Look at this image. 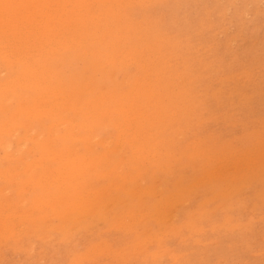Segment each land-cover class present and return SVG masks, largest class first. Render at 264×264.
Segmentation results:
<instances>
[{
	"label": "rangeland",
	"instance_id": "rangeland-1",
	"mask_svg": "<svg viewBox=\"0 0 264 264\" xmlns=\"http://www.w3.org/2000/svg\"><path fill=\"white\" fill-rule=\"evenodd\" d=\"M151 1L154 3L153 4L152 2L147 3V5H145L147 6L146 8L145 6H142L143 7L142 8L141 6L136 5L130 10V14L132 15L131 18L133 17L132 19L134 21H139L140 27L142 26L136 33V38L139 41H141L140 45L150 44L147 47L148 50L145 49L146 51H144L145 54L143 53V58L139 61H136L138 64H136V62L133 61V62H127L125 65H117L114 67H110L108 65L95 67L91 65L90 59L84 60L82 59V57L76 56L67 59L66 61L68 63L65 62L64 65L62 66V71L64 75H74L80 79H84V77L88 78L92 80L93 83L96 84V86L100 90H109L114 88V89H118L120 92H122V90L123 92H129L133 84L137 81H139L137 82L138 86L146 87L149 90H152V93L150 95L143 94V96L145 97L142 96L143 98L141 100V104L145 109V115L147 121L143 123L142 130H138L139 132L143 130L145 132H149L150 136L152 137L154 136L152 140H156L157 142V145L155 146V151H156L155 155L152 158L147 157L148 160L147 158H145L146 168L143 165H141L142 163L145 164L144 160L133 159V161L131 162L132 159L131 156L132 148L130 145L131 143L123 141L122 145L119 144L120 143L119 141L123 139L124 140L132 139L135 136L138 138L140 137V135L145 133L143 131L138 133V135H136L135 129H137L136 128L137 124L136 127L132 126L133 128L135 127L134 128L135 131L133 132V128H131V132L130 129L127 130L126 132L128 133L127 134L125 133L124 134L125 136L118 135L120 134L118 128H116L113 123H109V121L105 122V124L109 123V125L106 124L107 126H105L103 123L100 129L96 130L97 140L102 141L101 139L104 138V141L102 142L108 141V145L110 147L113 146L111 148H116L117 146L118 148L117 152H119V150L121 151L119 153H121L122 154L121 156L125 159L122 160L123 159L122 158L121 159L122 163L119 164V165H123L121 166L122 168H120L123 173L124 172L128 173L129 170V172L132 173V175H134L135 173H137L136 169L139 171L138 172L139 174L138 173L135 174L136 178H139L141 180L140 181L139 179H137L136 183L138 182L137 183L138 186L143 180V182L139 186V190L137 186L136 188L131 187L137 185L135 183L134 185L131 184L129 186L131 187L130 188L131 190L130 193H128L127 195L124 194L123 192H113L112 195L116 194L118 200L122 199V201L118 202L116 200L117 202L114 205H111L112 208L108 206L109 208H111V210L107 208L108 209L107 211L109 212L105 213V215L103 216L104 218L100 217L103 220L99 219V216L98 217L88 216L84 221H81L79 224H77L78 227L74 225L75 226L74 230L72 229L73 228L72 226H70V229L65 228L68 229L67 233H64L63 230L61 231V228L60 230L58 229L59 230L58 232L56 228L54 229V227H57V225L55 226V224H59V220L56 219L58 217L55 215L53 218L51 217L52 219L50 218L51 220L48 219L47 223H44V227L42 225L39 228L40 230L37 231H33L32 227L29 225H27L28 227H25V223L21 220L22 218L21 219L19 218L21 223L16 219L18 222L14 221L15 229H16L15 232L19 231L16 233L17 234L19 233L18 236L19 235L21 236L17 237V240L11 238L10 240L8 239V241H4V240L0 241L1 242L0 255L2 253L4 254V256L2 254V256L0 257V262H1L0 264H71L72 262H74L75 264V261L73 260L79 258L78 256L79 253H75V251L76 252L79 251L81 252V254L83 253L82 255H80L83 258L81 257H80L81 259L79 258L81 260V263L79 262L80 261L79 259H78L79 261L77 260L78 261L77 263L80 264L82 263L83 264H95V263L96 264H119V263L156 264V262L157 264L158 263L159 264H181V263L182 264H264V0H164L165 2L163 0H162L163 2L161 0H151ZM151 32L156 36L152 35ZM156 32L161 34L160 35H158V33L155 34ZM140 34L145 36L144 37L140 36ZM167 35L169 36L168 39H167L168 37ZM161 37L163 38L165 37L164 38L165 40ZM150 40L152 41V43ZM165 41L168 43H165ZM173 42L175 43V45L173 44ZM158 47H161L162 49ZM189 50L192 52H190ZM152 51H154L155 53H153ZM167 51L169 52V54L167 53ZM165 52L166 54H163ZM162 55L165 56L163 57ZM169 55L170 57H168ZM156 60H158L157 63ZM1 72L2 74L0 75V79L2 80L4 78V73L3 71L0 70V73ZM111 78L114 80H112ZM151 95L153 96L151 97ZM179 103L182 105H180ZM156 110H158V112ZM0 115H2L1 112ZM150 116L152 119H149ZM187 117L190 119L188 120L189 123L187 122L188 119ZM174 120L176 121L175 124H174ZM113 122L115 121L113 120ZM103 125L105 126V128ZM149 125L151 129L150 127H148ZM162 126L164 127L162 128ZM165 127H168L166 128L168 130L166 129L164 130ZM181 127L183 131L180 130ZM145 128L147 130H145ZM24 131H25L24 129L22 130L16 129L12 131L13 133L15 132L14 135L12 134L15 138L12 137V135L11 137H7V138L5 137L4 142H6V144H9L8 145L9 149L7 148L6 150L5 148H3L2 145H0V155H1L0 167L2 165L0 169L3 168L2 170H0L1 172L4 171L3 173L5 174L6 172L5 170L9 169V167L11 166H14L13 168H15V164L17 165L19 170L17 168H15V170H13V168L12 169L10 168L12 172L14 171V174L20 173L21 167H23L21 170L25 169L22 171L23 174L21 173L17 177L16 175H14L16 177V178L14 177L16 181L15 180L12 181V179H10L13 178L10 169L9 171L7 170L6 172L7 175L6 174L3 175V173H0L1 175L0 190L4 189V191L5 190L7 191V193H5L6 191L5 192L0 191V198L3 195V192L4 194H8L7 197H2L0 199L1 200L0 205L1 203L4 206L7 205L6 207L0 206V214L9 213L10 212L9 210H12L13 207L15 208V211L17 209V211L19 212L20 210L19 213H21L22 209H28V207L30 208V206L33 204L31 201L35 199L38 193V188L30 189L32 186L34 187V184L32 183L31 184L32 186L27 185L28 181L26 178L27 176L28 178L31 176L28 175V173L36 174V170L33 169L31 170L28 168L26 169L25 162H23L22 159L21 160L16 159L17 158L16 156L18 155L17 139L19 136L25 133ZM176 131H177V135H175ZM194 131H196V133ZM117 132H118L117 134L118 137L120 136L119 138L116 136ZM132 134L134 135L133 137H131ZM149 135L148 133H145L142 136H149ZM175 136L178 138H175ZM117 138L119 140H117ZM167 138H169L170 141L167 140ZM105 139H109L110 144H109V140H105ZM157 139L159 140V142ZM202 141H204L205 144ZM115 142L119 145V147L120 146L121 147L119 148L118 145L115 144ZM172 142L176 144V147L174 144H172ZM199 143H201L200 146L198 145ZM76 145L77 146L75 147L77 149L80 150L82 149L81 146H78V144ZM190 145L192 146V148H190ZM197 145L200 148L203 146V148H201V152H199L200 148ZM92 146L93 148L91 149H95V152L97 151L98 154L102 151V149L103 151L105 150L101 144H96L95 142L93 143V145H91V147ZM94 146L96 148H94ZM197 147L199 150L197 149ZM206 148L208 150H206ZM163 149L164 151H166L165 155L163 153L164 152ZM195 149L198 150L199 153ZM3 150L4 151L6 150V153L7 151H11L13 157L10 158V156L9 157L8 155L6 156V153ZM174 150L176 153L174 152ZM189 151L191 153H189ZM194 151H196V153ZM159 152L161 153V155L158 154ZM186 153L188 154L189 157H191L190 159H188ZM3 154L6 156L7 159L10 160H7ZM205 154L208 156V158L205 156ZM157 155H160L159 157L161 159H159ZM162 155L164 156L162 157ZM166 155L168 156L166 157ZM121 156L120 154L115 153L113 155L112 160H114V162L118 164V162L121 161V160L118 161V159L121 158ZM169 156L172 158H170ZM198 156H200L199 159H197ZM128 157L130 160H128ZM24 158L30 161L32 157L31 155H28L25 156ZM153 158L154 159L156 158V162L158 161L157 162L158 164L156 163V166L155 163L154 165H152L153 161L155 162ZM173 158L175 160H172ZM150 159L152 160L150 161ZM167 159L170 161H168ZM138 162H140L139 164L142 167H144L143 170L145 171V173H143L144 171L141 170L140 168L141 166L138 164ZM170 164L173 165V168L170 166ZM132 165L133 167L136 166L137 168H133ZM154 167L156 169L153 172L152 169L154 170ZM167 170H170L171 172ZM9 172L11 174H9ZM37 172L39 173V170H37ZM8 174L10 175V177ZM154 176H156V178ZM9 179L11 181H8ZM19 179L23 183L22 182L19 183L20 181ZM24 179L26 183L23 181ZM93 179L94 177L92 178V180ZM95 179L94 182H92V180L90 179L91 185L93 184L96 187L98 186L105 187V185L109 183V181L107 180H110V177H105V179L104 177L103 178L100 177L98 179V176H96ZM209 180L211 181L209 182ZM49 185L51 184L49 183ZM226 185H228L229 187ZM25 188L28 189L30 192L28 190L26 191ZM142 188H144V190ZM186 188H188L189 190L188 192H186L187 191ZM16 189L21 194L23 193L22 195H24V190H25V195L20 197V194L19 192H17ZM134 189H136V191H134ZM140 189H142L143 192H141ZM146 189L149 191H147ZM32 190L33 191L35 190L34 191L35 193L37 192L36 195ZM159 191L161 192L160 194ZM132 192L135 193V195H138L139 197L138 196L132 197L133 195ZM138 192L140 193L138 194ZM155 192H158V194H156ZM154 193L155 195H153ZM33 194H34V199H32ZM225 194H227L228 197H226ZM163 195H165V198H163L164 197ZM168 195L171 201L166 200L168 198ZM159 196H162V198L161 197L159 198ZM170 196L172 197L174 196V198ZM8 197L10 198V200ZM22 197L25 198L22 199ZM142 197L143 198L145 197V199L142 200ZM4 198L8 200L6 201ZM19 198L20 200L22 199L21 201H23L24 199H26L27 201L24 200L25 201L24 203L18 200L19 201L18 203L17 199ZM177 198L179 199L181 198L182 200L183 199L185 200L183 201L181 200L182 202L180 203L179 200H176ZM3 200L6 203V205L5 203L3 204ZM11 200L12 202H8ZM141 201L143 202L141 203ZM157 201L158 203L155 205L154 202ZM121 202L126 203L125 206L123 203L121 206ZM21 203L22 204L24 203L23 206H21L22 205ZM11 204L13 205L16 204L17 206L12 205L11 208V206L9 207V205ZM137 204L139 206L141 204L143 205L146 204L145 205L146 207L142 205L141 208V206L138 207ZM155 206L157 210H159L158 211L159 213H161L160 211L164 212V213L162 212L163 214L161 215L163 218L160 220L159 219L157 220L158 218L157 216H159V214L158 212L156 214L157 210H155L156 209ZM1 207L2 208L9 207L11 209L8 208L4 210L1 209ZM145 208L148 212L145 210ZM112 209L118 211H112ZM130 209L132 210L129 211ZM138 209L141 210L144 209L145 211L142 210L141 212ZM121 210L126 212V214L123 212H119ZM34 211L35 214H38L36 213V209ZM153 211H155L154 213L156 215L151 213L150 214L151 216H148V214ZM136 212L139 215L136 216L135 214ZM2 214L0 218H2ZM112 214L114 215L116 214V215L112 216ZM121 214H125L124 216L125 220L127 219L126 221H128L129 219L130 221L124 222L125 220L122 219L123 215ZM140 214L143 215L140 216ZM145 214H147V216ZM195 214L196 215L200 214L199 216L197 215L199 218L202 217L201 220H198L199 222L196 220L198 217ZM126 215L129 216L131 215V216L129 218V216L126 217ZM144 215H145L144 218L146 219L141 221V219H144L143 218ZM151 217H156V218H151ZM194 217L196 220V222L194 221L195 223L194 228L195 227L196 229L198 228V230L201 231L200 233L198 230L195 229L193 232L192 229L193 227L192 228L190 227L192 225L187 226V224H189L188 221L194 220L193 219ZM112 218H116V219L114 220ZM118 219H122L121 222ZM131 219L133 222L131 221ZM147 219L148 221H146ZM230 219H231V223H229ZM112 220L115 222H113ZM162 220L163 222H161ZM184 221L187 222L186 225H184L185 224ZM225 221L226 223H224ZM82 222L83 224H81ZM119 223H121L122 225ZM125 223L127 224V226L123 227V224L124 226L126 225ZM132 223L133 225L129 226V224ZM167 223H170V225ZM45 224H47V226H45ZM166 224L167 227L174 225L172 229L179 228L178 225L179 226L184 225L188 228L181 226L180 230L175 229V232L173 230V232L176 233V235L174 236V234H172L173 232L171 228H166V229L164 228ZM114 225L118 227H114ZM48 226H50L51 228L48 229L47 228ZM121 226L123 227V230H120ZM106 227H109V229ZM129 227H131V230ZM25 228L30 229V231H32L33 233L28 231L29 233H25L26 234L25 235L23 233V231H27V229ZM104 228L106 231L102 230ZM21 229L22 232L20 231ZM147 229H149L151 232ZM167 229L168 230L171 229V230L168 231ZM190 229H192V231H190ZM46 230H48L49 232ZM143 230H145V232H142ZM146 230L148 231L147 233L149 234L146 233ZM176 230H179L181 232L180 233L178 231L180 233L178 234V236H177L178 232ZM128 231L131 232L129 233ZM161 231L165 233V235L168 234L169 236L163 237L164 236L163 233H159ZM41 232L44 233V235ZM62 232L65 235L63 234L61 235ZM88 232L90 233L87 234ZM27 234H29L30 236L27 237L28 236ZM66 234L70 235L69 236L70 238L68 237L69 240L65 239V237L68 236ZM134 234L135 235L138 234V235L134 236ZM143 234L144 235L146 234L149 238L145 235L144 237L145 240H144L143 238H141L144 236ZM63 236L64 239L61 238ZM72 236L74 237L71 238ZM156 236L159 238V244L161 243V241L162 242L164 241L165 245L161 243V245L164 246V249L163 248L161 249L162 253L159 250V247L161 245H158V243H156L158 241L156 240L157 238ZM47 237L49 239H47ZM135 237L138 240L135 239ZM151 237L152 238L155 237V238L152 239ZM21 238H22V242H21ZM146 238H147V242H146ZM46 240H48V242H46ZM64 240L65 241L68 240V242L67 241L65 242ZM152 240L153 242L151 243ZM13 241H16L17 242V243L15 242L16 244L21 243L22 246L18 245L17 247V245ZM97 241L100 242L101 246L104 244L107 245L106 243L108 244L111 243L109 246L108 245L107 246L108 247L111 246L114 250H112V248H110V250L114 252L112 254H107V255L105 253H100L101 255L105 254L104 256L102 255L103 257L100 254L95 256V254H97L98 252L95 251L97 252L95 253L94 249L92 250V248L97 246ZM6 242H8V247H6L7 246ZM28 242L32 244L29 245V247H28ZM139 242H141L142 246L144 244V247H142ZM145 242L147 243L146 245ZM128 243L129 244L132 243L131 248H133V250L132 249L131 250L133 251L134 254L132 252L131 253L128 252L130 251L129 250L130 245H128ZM133 243H135V245L136 243H138L139 248L137 245L133 246L134 245ZM89 245L90 247L86 249V247H88ZM123 245L126 247V249L123 247ZM26 246L28 248H31L30 252L28 248H26ZM145 246L148 248H146ZM22 247L26 249H23ZM117 247H119V249H117ZM122 247L124 248L123 249L124 251L121 250ZM166 247H168L169 251L171 250L173 253L171 251L169 252ZM21 248L23 249V252ZM143 248L146 249L142 250ZM15 249L17 252L15 251ZM116 249L119 252H117ZM120 250L122 251L121 252L122 254H120ZM126 250H128L127 253L130 255H127ZM134 250L136 252L142 250V253L137 254L136 252H134ZM165 250H167L166 252L169 253H166ZM154 251H157L156 253H158L159 255L157 254L155 257L151 258L152 256H150V254L152 255V253L150 252H154ZM31 252L33 254H30ZM84 252L85 253L87 252L86 255ZM73 253L77 255V257ZM135 253L137 254V256L135 255ZM146 253H148L147 254L148 256L144 255ZM160 253L161 255L163 254L165 255L161 256ZM183 253L185 254L183 255ZM91 254H93L94 256ZM171 254H173L174 256L175 254H177L176 256H179V258H177L176 256L175 258L173 257V255L171 256ZM89 256L92 257L93 259L91 258L90 260ZM121 256L125 260H123ZM125 256L126 257L131 256V258H127L128 259L127 260ZM133 256L138 257V259L136 257L134 258ZM2 257H4V259ZM183 257L185 258L184 261L182 260ZM96 258L98 262L96 261ZM154 258L155 259L158 258V259L153 260ZM88 259L90 260V262ZM119 259H122L124 262H122V260L120 262ZM178 260L179 262H177Z\"/></svg>",
	"mask_w": 264,
	"mask_h": 264
},
{
	"label": "bare ground",
	"instance_id": "bare-ground-1",
	"mask_svg": "<svg viewBox=\"0 0 264 264\" xmlns=\"http://www.w3.org/2000/svg\"><path fill=\"white\" fill-rule=\"evenodd\" d=\"M149 2H152V1L151 0H0V70L3 71V73H4V78L2 80L0 79V112L2 113V115H0L1 116V118H0V120H1L0 121V145H2L3 148H5L7 150L9 144H6V142H4V140H5V137L6 138L11 137L12 134L13 135L15 134V132L14 133L12 132L13 130L24 129L25 130L24 132L25 133L27 132L26 134L23 133L17 139L18 148L17 147L16 148L18 149L17 150L18 155L16 156L17 157L16 159L17 160L22 159L23 162H25L26 169L28 168L31 170L32 169L36 170V174H34V173L31 174V173L27 172L28 175H31V176L29 178L27 176L26 178L28 181L27 185H31L32 183L34 184V187L32 185H31L32 187L30 186L31 187L30 189L38 188V193L36 192L37 195L34 192L35 190L34 191L32 190L35 193L37 198L35 197V199H34V194H33V198L32 197L31 198L34 200L31 201L33 204L30 206V208L28 207V209H22L21 213H19L20 210L18 212L16 209V211L18 212L17 213L15 211V208L13 207L12 210H14V211L9 210L10 211L9 213H5V212H4L5 214L1 213L2 218H0V226H1L0 227V241H2V240L8 241V239L10 240L11 238H13L14 240H17V237L21 236V235L18 236L19 233L18 234L16 233L19 231L15 232L16 229H15V223H14V221H16V222L19 221L21 223V221H20L21 218H22L21 220L25 223V227H28L27 225H29L32 227L33 231H37V230H40L39 228L42 225L44 227V223H47L48 219H50L51 217L53 218L55 215L58 217L56 219L59 220V224H55V226L57 225V227H54V229L56 228V230L58 232L61 228V231L63 230L64 233H67L68 229H65V228L70 229V226H72L73 227L72 229L74 230L75 229L74 225L77 226V224H79L81 221H84L88 216H95V217L99 216V219H102L100 217H103L105 215V213H108L109 212V211H107L108 209L111 210V208H112L111 205H114L117 201L118 202L122 201V199L118 200V197H116L117 196L116 194L112 195L113 192H123L124 194L127 195L128 193H130V190H131L130 188L131 187L136 188V186L138 187V190H139V186L143 182V180H142V182L140 183L139 186L137 184L138 182L136 183L137 179H139V178H136L135 174H137L139 171L136 169L137 173H135L134 175H132V173H130L129 170H128V173L127 172L123 173L122 170L120 169V168H122L121 166H123V165H119L122 163V160H125L121 156L122 154L119 153L121 151L119 150V152H117V150H118L117 146H116L117 149L111 148L113 146L110 147L108 145V141L102 142V141H104V138L101 139L102 141L97 140L96 130L100 129V127L103 123L105 126H107L106 124L109 125V123H113L115 125V127L118 128V130L120 132V134H118V132L116 133V136L118 137V135L122 136L125 133L127 134L128 132H126V131L129 129L131 132V128H133L132 126L136 127V124H137V127H136L137 129H135L136 135H138V133H140V132H143L144 130L140 131V132L138 131V130H142L143 123L145 121H147L146 120L147 118L145 115V109L143 108V106L141 104V100L143 97H145V96H143V94H149L150 95L152 93V90H149L146 87L138 86L137 82H139V81H137L133 84V86L129 92H123V90H122V92H120L118 89H114V88L109 89V90H100V89H98L96 84H94L93 81L88 79V78L84 77V79H80L74 75H64V73L62 71V66L64 65L65 62H67L66 61L67 59H70V58L76 57V56L82 57V59H84V60L90 59L91 65L95 66V67H100L103 65H108L110 67H114L117 65H125L127 62H133V61L136 62V61L141 60L143 58L144 51H146L145 49H147L148 45H150V44H148V45L141 44L140 45L141 41H139L136 38V33L142 26L140 27L139 21H134L132 19L133 17L131 18L132 15L130 14V10L136 5H139L142 7V6L147 5V3H149ZM153 3L154 2H152V4ZM146 7L147 6H145V8ZM177 8H178V6H177ZM146 11H147V9H146ZM207 18H209V17H207ZM142 24H143V22H142ZM148 27H149V25H148ZM139 33H138V35H139ZM157 33L158 32H156L155 34H157ZM141 34H140V36H143ZM151 34H152V32H151ZM160 34L161 33H158V35H160ZM152 35H154V34H152ZM154 36H156V35H154ZM146 37H149V36H146ZM229 37H232V36H229ZM161 38H163V37H161ZM168 38H169V36L167 37V39ZM156 40H158V39H156ZM170 40H172V39H170ZM151 43H152V41H151ZM165 43H168V42L165 41ZM173 44L175 45L174 42H173ZM185 45H187V44H185ZM161 47H162V45H161ZM161 47H158V48H161ZM189 48H190V46H189ZM189 48H187V49H189ZM185 49H186V47H185ZM152 50H154V49H152ZM158 51H160V50H158ZM168 51H167V53L169 54ZM152 52L155 53L154 51H152ZM190 52H192V51H190ZM70 53H72V54H70ZM163 54H166V52ZM213 54H215V53H213ZM162 56L164 57L165 55H162ZM168 57H170V55ZM76 60H78V59H76ZM151 61H152V59H151ZM157 61L158 60H156V63H157ZM136 64H138V63L136 62ZM149 67H147V68H149ZM168 67H169V65H168ZM151 68H150V70H151ZM146 70H148V69H146ZM177 73H178V71H177ZM1 74H2V72L0 73V75ZM139 76H140V74H139ZM115 77H116V75H115ZM115 77H114V79H115ZM114 79H112V80H114ZM139 79H141V78H139ZM147 79H145V80H147ZM186 82H188V81H186ZM176 92H177V90H176ZM179 92H178V94H179ZM152 96L153 95H151V97ZM183 99H184V97H183ZM180 105H182V104H180ZM147 109H148V107H147ZM168 110H169V108H168ZM156 111L158 112V110H156ZM156 111H155V113H156ZM195 114H196V112H195ZM170 117H171V115H170ZM170 117H169V119H170ZM149 119H152L151 116ZM113 120L115 122H113ZM161 120H159V121H161ZM188 120H190V119L189 118L187 119V122L189 123ZM108 121H109V123L105 124V122H108ZM175 122L176 121L174 120V124H175ZM150 124H152V123H150ZM153 124H154V122H153ZM188 125H190V124H188ZM105 126H104V128H105ZM154 126H155V124H154ZM164 126H162V128ZM148 127H150V125ZM134 128H133V132L135 131ZM166 128H168V127H165L164 130ZM108 129H109V127H108ZM150 129H151V127H150ZM145 130H147V129L145 128ZM166 130H168V129H166ZM180 130L183 131L182 127ZM130 132H129V134H130ZM155 132H157V131H155ZM194 132L196 133V131H194ZM145 133H148V135H149V132H145ZM145 133H143L142 135H144ZM162 134H164V133H162ZM13 135H12V137H14ZM142 135H140V137H138V138L135 136L132 139H127L128 141L126 139L119 141L120 142L119 144H121V145H122L123 141L131 143L130 144L131 148H132V150H131L132 151L131 162L133 161V159L134 160H144V162H145V158H147V157L152 158L156 153L155 146L157 145V142H156V140H152L154 138V136L152 137L150 135L149 136H142ZM155 135H157V134H155ZM175 135H177V131H176ZM133 136L134 135L132 134L131 137H133ZM163 136H165V135H163ZM108 137H110V136H108ZM118 138H117V140H119ZM175 138H178V137L175 136ZM175 138H174V140H175ZM105 140H109V139H105ZM117 140H116V142H117ZM167 140H169V138H167ZM192 141H194V140H192ZM94 142L96 144H101L105 150L103 151V149H102L103 152L101 151L98 154V152L96 151L97 152L96 153L95 149H91V148H93V146L91 147V145H93ZM116 142H115V144H117ZM158 142H159V140H158ZM175 142H176V140H175ZM202 142H204V141H202ZM76 144H78V146H81L82 149L81 150L77 149L75 147V146H77ZM109 144H110V140H109ZM172 144H174L176 147L175 143L172 142ZM188 144H190V143H188ZM200 144L201 143H199L198 145L200 146ZM204 144H205V142H204ZM194 145H195V143H194ZM10 147H11V145H10ZM114 147H115V145H114ZM118 147H119V145H118ZM158 147H160V146H158ZM198 147H197V149H198ZM16 148H15V150H16ZM22 148H25V149H22ZM94 148H96V147L94 146ZM161 148H163V147H161ZM172 148H174V147H172ZM190 148H192L191 145H190ZM201 148H203V146ZM201 148H200L199 152H201ZM209 149H211V148H209ZM6 150L5 151L3 150V151L6 153ZM191 150H194V149H191ZM198 150H196V151L198 152ZM206 150H208V149L206 148ZM163 151H164V149H163ZM196 151H194V152L196 153ZM165 152L166 151L163 152L164 155H165ZM174 152H175V150H174ZM174 152H173V154H174ZM113 153L114 154L115 153L120 154L121 158H119L118 161L123 158L121 161L118 162V164L115 163L114 160H112L113 155H114ZM189 153H191V152L189 151ZM158 154L161 155L160 152ZM203 154H204V152H203ZM7 155H8V157L10 156V158L13 157L11 154V151H7L6 156ZM28 155H31V157H32L31 159L29 158L30 161L26 160L27 157L24 158L25 156H28ZM160 155H157V156L159 157ZM164 155H162V157ZM168 155H166V157ZM171 155H172V153H171ZM6 156H5V158H6ZM176 156H174V157H176ZM187 156H188V154H187ZM190 156H192V155H190ZM205 156L208 158V156L206 154H205ZM158 157H157V159H158ZM199 157L200 156H198V158L197 157L196 158L199 159ZM170 158H172V157H170ZM190 158L191 157L188 156V159H190ZM159 159H161V158L159 157ZM195 159H192V160H195ZM7 160H10V159H7ZM128 160H130L129 157H128ZM147 160H148V158H147ZM151 160L152 159H150V161ZM154 160H155V162L153 161V164L152 163L151 164L154 165V163H155V166H156V163L158 161L156 162V158ZM164 160H166V159H164ZM172 160H175V159L173 158ZM168 161H170V160H168ZM220 161H221V159H220ZM9 162H11V161H9ZM123 162H125V161H123ZM140 162H138V164ZM17 163H18V161H17ZM141 165H143L145 167L146 162H145V164L142 163ZM19 166H20V163H19ZM170 166L173 168V165L170 164ZM170 166H169V168H170ZM1 167H2V165H1ZM13 167L14 166H11V167H9V169L10 168L12 169ZM132 167H133V165H132ZM144 167L141 166L140 167L141 170H143ZM157 167H158V165H157ZM15 168L18 169L16 164H15ZM15 168H13V170H15ZM22 168L23 167H21V169ZM133 168H137V167L135 166ZM140 168H139V170H140ZM2 169H0V170H2ZM9 169H7V170L9 171ZM11 169H10V171L12 172ZM21 169H20L21 172L18 174H14V171L12 172V174L9 172V174L13 175L12 176L13 178H10V179H12V181L13 180L16 181L15 178L17 176H19V174H21L23 170H25V169H23V170H21ZM155 169L156 168L154 167V170L152 169V171L154 172ZM160 169H162V168H160ZM7 170H5V171L7 172ZM37 170H39V173L37 172ZM170 170H167V171H170ZM3 172L4 171H2V172L0 171V173H3ZM6 172H5V174H6ZM143 173H145V171ZM5 174L3 173V175H5ZM14 175H16V177ZM154 175H155V173H154ZM96 176H98V179L100 177H102V178L104 177V179H105V177H110V180L106 179L107 181H109V183L108 184L106 183L107 185H105V187L104 186L103 187L102 186L96 187L93 184L91 185L90 179L92 180L93 177L95 179ZM9 177H10V175H9ZM138 177H141V176H138ZM154 177L156 178V176H154ZM10 179L8 181H11ZM21 179H22V177H21ZM25 179L23 181L26 183ZM94 179L92 180V182H94ZM210 181L211 180H209V182ZM20 182H22V181L20 180L19 183ZM193 182H195V181H193ZM49 183L51 185H49ZM135 183L137 185L129 187L131 184L134 185ZM11 184H12V182H11ZM5 186H6V184H5ZM15 186H17V185H15ZM226 186H228V185H226ZM186 187H188V186H186ZM142 189L144 190V188H142ZM142 189H140L141 192H143ZM147 189H149V188H147ZM226 189H228V188H226ZM27 190L28 189H26V191ZM178 190H180V189H178ZM186 190H187L186 192L189 191L188 188H186ZM0 191H4V189L0 190ZM134 191H136V189H134ZM147 191H149V190H147ZM147 191H145V192H147ZM4 192H3L2 197H7L8 194H4ZM17 192H19V191L17 190ZM5 193H7V191ZM139 193L140 192H138V194ZM155 193L158 194V192H155ZM155 193L153 195H155ZM160 193L161 192L159 191V194ZM19 194H20V197L24 196L25 190H24V195H22L23 193L21 194L20 192H19ZM169 195H168V198H169ZM225 195H226V197H228L227 194H225ZM9 196H11V195H9ZM113 196H115V197H113ZM133 196L135 197L138 195H135V193H133L132 197ZM163 196H164L163 198H165V195H163ZM174 196L173 197L170 196V197L174 198ZM18 197H19V195H18ZM160 197L162 198V196H159V198ZM166 197H167V195H166ZM23 198H25V197H22V199ZM168 198L166 200L171 201L170 198L169 199ZM181 198L180 199L177 198L176 200H179L181 203L183 200H185V199L182 200ZM4 199L6 201L8 200L6 198H4ZM140 199H141V196H140ZM143 199H145V197L144 198L142 197V200ZM9 200H10V198H9ZM18 200L20 202L25 203L24 200H26V199H24L23 201H21L20 198L17 199V202L19 203ZM186 200H187V198H186ZM179 201H178V203H179ZM8 202H12V200L8 201ZM123 202H124V199H123ZM123 202H121V206H122ZM142 202L143 201H141V203ZM4 203L5 202L3 200V204ZM154 203L156 205L158 203V201L154 202ZM16 204H14V205H16ZM23 204L21 206H23ZM123 204L125 206L126 203H123ZM138 204H139V202H138ZM5 205H6V203H5ZM12 205L13 204L9 205V207L11 206V208H12ZM142 205L143 204L140 205L141 208H142ZM145 205H143V206L146 207ZM0 206L6 207L7 205L4 206L1 203ZM108 206H110L111 208H109ZM140 206L138 205V207H140ZM158 206H159V204H158ZM2 207H1V209H4V210L9 208V207L8 208H2ZM129 207H130V204H129ZM11 208H9V209H11ZM21 208H19V209H21ZM155 208H156V206H155ZM35 209H36V213H38V214L34 213ZM131 210L132 209H130L129 211H131ZM138 210L142 212V210H144V209H142V210L138 209ZM145 210H146V208H145ZM155 210H157V208ZM112 211H118V210L112 209ZM144 211H143V214H144ZM158 211L159 210L156 211V214ZM119 212H123L126 214V212H124L122 210ZM147 212H145V213H147ZM154 212L155 211L150 212L148 214V216H151L150 215L151 213L155 214ZM160 212L161 213L158 212L159 216H157L158 217L157 220L158 219L160 220L163 218L161 214H163L164 212L163 211H160ZM192 213H194V212H192ZM202 213H200V214H202ZM1 214H0V216H1ZM125 214H121V215H123L122 219H124V220H125V218H124ZM135 214H136V216L139 215L137 212ZM143 214H140V216H142ZM200 214H197V215L199 216ZM34 215H36V216H34ZM113 215L114 214H112V216ZM131 215H132V213H131ZM145 215L147 216V214H145ZM145 215L143 216V218L145 217ZM192 215H194V214H192ZM128 216L129 215H126V217H128ZM130 216H129V218H130ZM118 217H116V218H118ZM203 217H205V216H203ZM116 218H112V219L115 220ZM151 218H156V217H151ZM122 219H118V220L121 222ZM145 219L146 218L141 219V221L145 220ZM193 219L194 220H192V221H188L189 224H187V226L192 225L190 227L191 228L193 227L192 229L194 232V229L198 230V228L197 229H196V227L194 228V226H195L194 221L196 222V220L197 221L201 220L202 217L201 218L198 217L196 220L194 217ZM227 219H229V218H227ZM126 220L124 222L130 221L129 219H128V221H126ZM157 220H155V221H157ZM163 220L161 222H163ZM131 221H132V219H131ZM146 221H148V219ZM227 221H229V220H227ZM113 222H115V221H113ZM190 222H192V223H190ZM20 223H19V225H20ZM184 223L183 224L186 225L187 222L184 221ZM224 223H226V221ZM229 223H231V219H230ZM17 224H16V227H17ZM81 224H83V222ZM119 224H121V223H119ZM167 224L170 225V223H167ZM167 224L164 227L165 229L166 228L172 229V227L174 226V225H172L170 227H167ZM90 225H91V223H90ZM115 225H116V223H115ZM115 225H114V227L119 226L118 224H117L118 226H115ZM130 225H133V223L129 224V226ZM184 225H181V226L186 227ZM227 225H229V224H227ZM45 226H47V224H45ZM126 226H127V224L125 226L123 224V227H126ZM181 226L178 225L179 228H175V227L174 228L180 230ZM197 226H198V224H197ZM200 226H201V224H200ZM231 226H233V225H231ZM31 227H30V229H31ZM123 227L121 226L120 230H123ZM47 228L49 229L51 227L48 226ZM106 228L109 229V227H106ZM129 228L131 230V227H129ZM186 228H188V227H186ZM201 228H202V226H201ZM22 229L20 230L21 232H22ZM25 229H27V231H23L24 234L32 232L28 228H25ZM88 229H90V228H88ZM149 229H147V230H149ZM162 229H160V230H162ZM171 229H169V230H171ZM175 229H172V232H173V230L175 232ZM192 229H190V231H192ZM199 229H200V227H199ZM18 230H19V228H18ZM102 230L104 231L105 228ZM102 230H100V231H102ZM147 230H146V233L148 232ZM167 230H166V233H167ZM179 230H176V231L178 232ZM46 231H48V230H46ZM126 231H127V229H126ZM63 232L61 233V235L63 234ZM128 232L130 233L131 231H128ZM142 232H145V230H143ZM174 232L172 234H174V236H175L176 233H174ZM179 232L177 233V236H178V234L181 233V232L180 233ZM200 232L201 231H199V233ZM89 233L90 232H88L87 234H89ZM159 233H163V232L161 231ZM42 234L44 235V233H42ZM147 234H149V233H147ZM156 234H158V233H156ZM25 235H24V237H25ZM27 235H28L27 237L30 236L29 234H27ZM32 235H34V234H32ZM63 235H65V234H63ZM66 235H68V236L65 237V239H68V237L70 235L69 234H66ZM137 235L138 234H136V235L134 234V236H137ZM145 235L141 238L144 239ZM163 235H164L163 237L169 236L168 234H166L167 235L166 236L165 233H163ZM91 236H93V235H91ZM73 237L74 236H72L71 238H73ZM128 237H129V235H128ZM37 238H38V236H37ZM61 238L64 239V236ZM153 238H155V237H153ZM157 238H156V240H158V241L156 243H158V245H161V243L164 244V241L163 242L161 241V243L159 244V238L158 239ZM47 239H49V238L47 237ZM135 239H137V238L135 237ZM183 239H184V237H183ZM27 240H29V239H27ZM68 240H66V241L68 242ZM137 240H135V241H137ZM144 240H142V241H144ZM13 242L15 243L16 241H13ZM19 242H20V239H19ZM21 242H22V238H21ZM29 242H28V247H29V245H32V244H30L31 242L30 243ZM46 242H48V240H46ZM85 242H87V241H85ZM98 242L99 241H97V246L92 248V250L94 249V252L95 251L98 252V253L95 252V253H97V254H95V256L99 255L100 253H105L107 255V254H112L114 252V251L112 252V250H114V249L111 246L108 247L111 243H109V244L106 243L108 246L103 243L104 245L101 246L100 242H99L100 245L98 244ZM146 242H147V238H146ZM146 242H145V245L147 244ZM152 242H153V240L151 241V243ZM62 243H63V241H62ZM139 243L142 246L141 242H139ZM6 244H7L6 247H8V242H6ZM131 244L128 243V245H130L129 246L130 249L128 248L130 251L126 250V253H127V251L130 253L131 252L133 253V251H132L133 248H131V246H132ZM133 244H134L133 246H136V245L138 246V243H136V245H135V243H133ZM16 245H17V247H18V245L22 246L21 243L16 244ZM16 245H15V248H16ZM128 245H127V247H128ZM151 245H153V244H151ZM21 246H19V247H21ZM74 246H76V245H74ZM12 247H14V246H12ZM12 247H10V248H12ZM28 247L26 246V248H28ZM54 247H55V245H54ZM89 247H90V245L88 247H86V249ZM123 247L126 249V247L124 245H123ZM123 247L121 249L122 251H124ZM142 247H144V244ZM160 247H159V250L162 253L161 249L162 248L164 249V246L161 245ZM22 248L26 249L24 247H22ZM110 248H112V250H110ZM138 248H139V246H138ZM146 248H148V247H146ZM146 248H143L142 250H144ZM166 248L169 251V248L168 247H166ZM23 249H22V252H23ZM30 249L31 248H28L29 252H30ZM117 249H119V247H117ZM117 249H116V251H117ZM0 250H1V248H0ZM121 250H120V254H122ZM142 250H139L140 252L139 251L136 252L134 250V252H136L137 254L138 253L140 254V253H142ZM159 250H158V252H159ZM167 250H165V252ZM13 251H14V249H13ZM15 251H16V249H15ZM145 251H143V252H145ZM244 251H246V250H244ZM52 252H53V250H52ZM90 252H92V251H90ZM117 252H119V251H117ZM156 252L157 251L150 252V253H152V255L150 254V256H152L151 258L155 257L158 254ZM165 252H163V253H165ZM169 252H166V253H169ZM75 253H79L78 254L79 258L81 257L80 255L83 254V253L81 254V252H79V251H77V252L75 251ZM86 253H85V255H86ZM136 253H135V255L137 256ZM161 253H160V255H161ZM2 254L0 255V257L2 256ZM15 254H17V253H15ZM30 254H33V253L31 252ZM93 254H91V255H93ZM105 254H102V255L104 256ZM147 254L148 253H146L144 255H147ZM177 254H175V256ZM184 254L185 253H183V255ZM85 255H84V257H85ZM127 255H130V254L127 253ZM144 255H143V257H144ZM163 255H165V254H163ZM163 255H161V256H163ZM172 255L173 254H171V256ZM3 256H4V254H3ZM75 256L77 257V255H75ZM136 256H133V257L135 258ZM175 256L173 255V257H175ZM176 257L179 258V256H176ZM2 258L4 259V257H2ZM79 258H76L73 260V261H75V264L83 257H81L80 259ZM91 258L92 257H90L89 259L91 260ZM127 258H131V256H129V257L127 256L126 259ZM136 258L138 259V257H136ZM122 259H123V257H122ZM122 259H119V261L121 262ZM156 259H158V258H156ZM156 259L154 258L153 260H156ZM184 259L185 258L183 257L182 260L184 261ZM90 260H89V262H90ZM123 260H125V259H123ZM123 260H122V262H124ZM143 260H145V259H143ZM146 260H148V259H146ZM179 260H181V259H179ZM179 260L177 262H179ZM86 261H87V259H86ZM96 261H97V258H96ZM41 262H43V261H41ZM70 262H72V261H70ZM79 262L81 263V260ZM92 262H94V261H92ZM125 262H127V261H125ZM80 263H77V264H80ZM71 264H74V262H72ZM119 264H123V263H119ZM156 264H157V262H156Z\"/></svg>",
	"mask_w": 264,
	"mask_h": 264
}]
</instances>
